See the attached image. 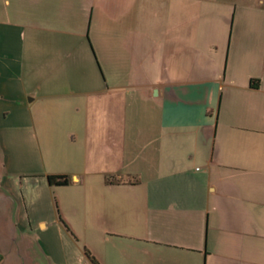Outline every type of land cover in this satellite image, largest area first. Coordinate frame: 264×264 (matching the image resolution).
<instances>
[{"label": "crops", "instance_id": "obj_1", "mask_svg": "<svg viewBox=\"0 0 264 264\" xmlns=\"http://www.w3.org/2000/svg\"><path fill=\"white\" fill-rule=\"evenodd\" d=\"M234 3L0 0V24L38 58L39 83L48 68L53 83L86 72L95 86L96 61L104 84L81 92L80 169L42 167L17 184L0 174V185L12 180L0 192V264H264V88L228 75ZM8 61L0 110L14 107ZM38 87L23 90L26 110ZM48 176L69 178L58 200ZM39 187L48 196L31 200ZM20 241L37 253L13 251Z\"/></svg>", "mask_w": 264, "mask_h": 264}, {"label": "rangeland", "instance_id": "obj_2", "mask_svg": "<svg viewBox=\"0 0 264 264\" xmlns=\"http://www.w3.org/2000/svg\"><path fill=\"white\" fill-rule=\"evenodd\" d=\"M234 1L233 5L236 11L233 34L226 58L228 75L232 74L231 70H233V74L238 76V79L251 75L254 79L260 80L261 86L264 88V3L261 4L258 0H252L246 5L242 0ZM13 30L14 28L11 26L0 24V31L3 32L0 34V60L3 62L6 59L9 60V70L4 74H9L12 81L14 79L13 83L10 84L14 93L10 91V95L15 98L12 100L10 97V101L14 102L13 110H0V150L4 148V145H9V150L5 153L7 155L5 162L0 153V164L6 163L9 166L4 169L0 168V174L3 176L8 173L11 179L14 176L15 184H17V180H20L21 183H28V181L25 182V177L34 175L42 167L49 173L60 172L61 170H67L71 173L81 167L82 146L80 144H82V138L72 139L75 133L79 136L82 135L81 126L82 119H85V104L87 105L89 101L86 95H82L81 92L90 91L92 87L97 89L98 85H104L99 80L101 73H99L98 65L96 61H93L96 70L93 73L95 86L91 83L90 78L89 81L86 79L90 75L89 73L86 76V72L83 73L85 76L81 73L78 75L68 73V75L63 76L64 79L67 78V81L53 83L49 80L52 76H50L51 73L48 68H42L48 75L47 82L39 83L43 80L44 73H39L38 58L32 57L33 52L31 54L20 47L15 50V45H19L21 41L18 32ZM36 37L34 34V38ZM84 40L87 43L85 37ZM73 41L75 43V38ZM34 43L36 44L37 41ZM21 53L24 56H30L23 62L22 66L19 64L20 61L17 56ZM71 77L74 80L69 82ZM239 81L238 83H241ZM36 85L40 86L37 88L38 90L35 89L38 99L30 104V109L26 110L24 103L28 100L23 98V90H34ZM70 91L72 92L68 94ZM93 106V110H100L102 100L95 99ZM133 110H150V106L149 103L138 104L137 102L133 106ZM6 112L9 113L5 114ZM3 116L6 118L3 119ZM2 181L0 192L5 194L6 188L10 185L8 182L12 180L4 179ZM29 183L32 184V181ZM45 184V187L49 189L46 181ZM20 185H22L20 188L23 189L25 184ZM43 186L41 183V187ZM41 187L36 192L31 189L26 195L30 196L31 200L43 199L47 193L45 194V188ZM66 188L53 186L50 189H52V195L58 200L59 192H63ZM17 193L18 191H16V195H18ZM28 196L26 197L28 198ZM36 206H39V203H35ZM3 207L4 205H0V212L3 210L0 215L5 211ZM20 231L24 234L25 228H21ZM36 233L39 234L40 231L36 229ZM2 243L0 242V251L4 250ZM31 244L27 241H20L19 244H14L12 250L16 251L18 246L21 247L22 252L37 253L36 244ZM6 246H8L7 243ZM6 250L5 248L4 251Z\"/></svg>", "mask_w": 264, "mask_h": 264}, {"label": "trees", "instance_id": "obj_3", "mask_svg": "<svg viewBox=\"0 0 264 264\" xmlns=\"http://www.w3.org/2000/svg\"><path fill=\"white\" fill-rule=\"evenodd\" d=\"M47 181L51 186L62 187L66 186L69 183V178L67 176H48ZM90 261H92L91 258Z\"/></svg>", "mask_w": 264, "mask_h": 264}]
</instances>
